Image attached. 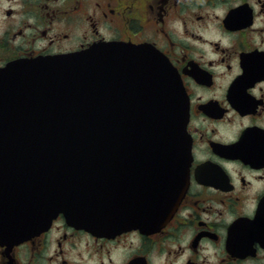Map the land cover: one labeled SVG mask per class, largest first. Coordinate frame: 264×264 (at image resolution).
<instances>
[{
    "label": "flooded vegetation",
    "instance_id": "obj_1",
    "mask_svg": "<svg viewBox=\"0 0 264 264\" xmlns=\"http://www.w3.org/2000/svg\"><path fill=\"white\" fill-rule=\"evenodd\" d=\"M100 42L166 59L185 100V193L142 228L86 230L59 215L20 244L0 240V264H264V0H0V69ZM138 98L124 97V158L153 168L159 113L150 106L139 134Z\"/></svg>",
    "mask_w": 264,
    "mask_h": 264
},
{
    "label": "water",
    "instance_id": "obj_2",
    "mask_svg": "<svg viewBox=\"0 0 264 264\" xmlns=\"http://www.w3.org/2000/svg\"><path fill=\"white\" fill-rule=\"evenodd\" d=\"M126 75L130 92L158 97L151 110L159 113L153 130L160 124L153 168L124 158ZM140 104L144 114L133 123L139 134L152 109ZM185 122L180 86L148 45L101 42L0 69V240L21 243L60 214L70 225L98 231L169 218L188 183Z\"/></svg>",
    "mask_w": 264,
    "mask_h": 264
}]
</instances>
